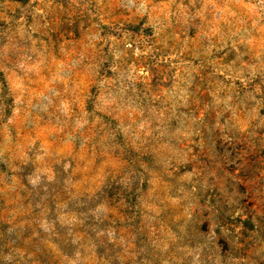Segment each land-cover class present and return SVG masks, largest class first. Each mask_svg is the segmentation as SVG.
<instances>
[{
	"label": "rangeland",
	"instance_id": "374dc122",
	"mask_svg": "<svg viewBox=\"0 0 264 264\" xmlns=\"http://www.w3.org/2000/svg\"><path fill=\"white\" fill-rule=\"evenodd\" d=\"M0 264H264V0H0Z\"/></svg>",
	"mask_w": 264,
	"mask_h": 264
}]
</instances>
